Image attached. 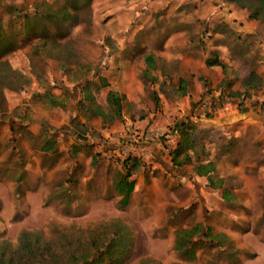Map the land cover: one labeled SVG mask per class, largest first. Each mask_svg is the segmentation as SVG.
Listing matches in <instances>:
<instances>
[{"label": "rangeland", "instance_id": "obj_1", "mask_svg": "<svg viewBox=\"0 0 264 264\" xmlns=\"http://www.w3.org/2000/svg\"><path fill=\"white\" fill-rule=\"evenodd\" d=\"M214 8L217 20L202 17ZM47 9L55 19L32 31L24 14ZM248 13L227 0H0V59L28 78L2 85L0 264H81L115 231V251L90 264H264V117L199 122L264 114V84L241 86L264 63V17ZM110 88L125 98L107 120L95 108L110 113ZM187 117L194 144L177 165L173 127ZM127 156L139 165L127 163L134 187L121 204ZM199 160L222 186L205 184ZM177 228L192 231L193 257L174 247Z\"/></svg>", "mask_w": 264, "mask_h": 264}, {"label": "trees", "instance_id": "obj_2", "mask_svg": "<svg viewBox=\"0 0 264 264\" xmlns=\"http://www.w3.org/2000/svg\"><path fill=\"white\" fill-rule=\"evenodd\" d=\"M87 1L90 3V0H82L83 3H87ZM229 2H232L234 4H237L241 7H245L249 13L248 18L251 19H260L264 17V0H227ZM77 2V1H76ZM76 2H73L76 7L78 6ZM25 18L27 19V22L29 20H32L30 22L29 28L34 31V23L40 21L41 19H55L54 12L52 10H44V11H34L30 13L24 14ZM32 17V18H31ZM64 18V17H63ZM57 20V19H56ZM43 39V36H42ZM8 40L6 36L1 32V25H0V57L3 52L2 49L5 43H7ZM46 41H43V44H45ZM145 61L148 65H153L154 62V56L149 53L145 56ZM208 64L212 63H218V60L214 59L208 60ZM221 66H223V63H221ZM0 71L3 73L0 74V111L4 109V95L2 92V85L5 83L9 84H15L17 87L18 85L21 86L25 83H27V76L24 74L25 72H22L18 70L17 68L12 67L6 60L0 59ZM146 71V70H145ZM153 80L156 79L155 76L151 77ZM104 79V78H103ZM104 84H107V82L104 81ZM264 84V80L262 76L254 69L250 68L247 72V74L241 79V86L245 88H252V89H258ZM13 86V85H12ZM125 98V95L113 88L108 89L106 93V101L107 105L109 107V111L105 112L101 106L96 105V113L100 114L103 119L112 120L115 117H119L121 115V109L123 106V100ZM53 104H58L55 99H52ZM201 124H205L201 121H199ZM197 123L195 121L190 120L188 117L181 119L177 122V124L174 125V130L177 129L179 133V139L177 140L175 148L171 152V161L174 164L180 165L183 160H188L191 158V154L187 151L189 148L193 147V138L191 137V131L194 127H196ZM46 146H42L44 149H52L53 140H50ZM182 153V158H179L180 154ZM135 160L134 167H137L139 165L138 159L133 156H127L125 157L122 162L123 165L127 167V163L130 159ZM131 165V164H129ZM133 165V164H132ZM194 170L199 175L206 176L207 184L211 187H220L223 185L224 177L214 175L215 165L212 160H199L195 166ZM132 172L127 167V170L125 172H122L120 177L117 180V188L122 193V196L119 198V201L121 204H128L130 199L131 191L134 187V178H132ZM228 192L225 191V188L222 190V196L224 199L229 200V197L227 196ZM198 226H195L193 230H196ZM23 237V246L30 249V247L35 246L34 242L31 241L29 236L31 235L30 232H22ZM192 231L187 228H177L175 232V241H174V247L177 248L182 252V254H189L190 256H194V250H193V240L191 239ZM119 233L117 231L113 232L111 236L108 238V242L105 243V248L101 249L98 241H92L88 245L90 247H93L94 251L91 254L83 255L81 264H90L92 262L101 261L102 257L105 254H111L115 250V242L119 241ZM215 236L212 237L211 240H215ZM230 239V238H229ZM218 245H221V241H217ZM74 255V253H73Z\"/></svg>", "mask_w": 264, "mask_h": 264}, {"label": "crops", "instance_id": "obj_3", "mask_svg": "<svg viewBox=\"0 0 264 264\" xmlns=\"http://www.w3.org/2000/svg\"><path fill=\"white\" fill-rule=\"evenodd\" d=\"M228 4L231 6L232 5V2H229L228 1ZM203 16L202 17H206V19L207 18H210L211 20H217L218 19V16H219V14H218V12H217V8H214V10H212L210 13H204V14H202ZM247 16V15H246ZM242 17H244V16H242ZM238 19H240V21H244L245 23L247 22V20L248 19H246V17L245 18H238ZM250 20H255V19H250ZM244 23V24H245ZM248 23V22H247ZM245 24V25H248V26H250V25H252V21H250L248 24ZM249 29V28H248ZM244 30H247V27H244ZM249 31H255L256 32V30H254V28H250L249 29ZM226 43L224 42V41H216V44H214L213 45V47H216L215 49H218V48H221V49H225L226 48ZM219 51V50H218ZM213 67H216L215 65H212ZM257 67H255L254 69L260 74V75H263V72H264V63L262 64L261 62H260V64H257L256 65ZM236 87H238L237 85H236ZM43 148V147H42ZM205 179H206V176H205ZM205 184H207V179L205 180ZM208 185V184H207ZM209 186V185H208ZM133 191V190H132ZM131 191V192H132ZM130 198H131V194H130ZM129 201H130V199H129ZM129 203V202H128ZM228 235V234H227ZM229 236V238L230 239H233L230 235H228Z\"/></svg>", "mask_w": 264, "mask_h": 264}, {"label": "water", "instance_id": "obj_4", "mask_svg": "<svg viewBox=\"0 0 264 264\" xmlns=\"http://www.w3.org/2000/svg\"><path fill=\"white\" fill-rule=\"evenodd\" d=\"M248 115H255L257 117H264V114H258L256 112H245V113H239V114H234L233 116L229 117V118H222V119H216V118H210V117H202L201 118V122L205 123V124H214V123H227L229 121H232L234 118H241L243 116H248Z\"/></svg>", "mask_w": 264, "mask_h": 264}]
</instances>
